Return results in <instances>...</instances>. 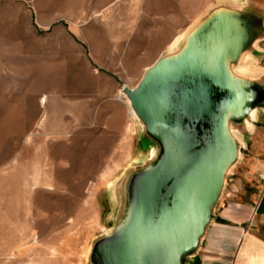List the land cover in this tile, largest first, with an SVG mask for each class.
Listing matches in <instances>:
<instances>
[{
  "label": "rangeland",
  "instance_id": "rangeland-1",
  "mask_svg": "<svg viewBox=\"0 0 264 264\" xmlns=\"http://www.w3.org/2000/svg\"><path fill=\"white\" fill-rule=\"evenodd\" d=\"M215 1L0 0V264H90L116 228L119 181L159 151L122 89L178 52ZM239 67L253 76L257 60ZM260 105L230 124L241 148L228 180L246 182L261 155Z\"/></svg>",
  "mask_w": 264,
  "mask_h": 264
},
{
  "label": "water",
  "instance_id": "water-1",
  "mask_svg": "<svg viewBox=\"0 0 264 264\" xmlns=\"http://www.w3.org/2000/svg\"><path fill=\"white\" fill-rule=\"evenodd\" d=\"M263 25L257 7L219 3L178 52L122 89L159 151L124 179L116 228L90 264H187L195 253L240 156L230 124L244 127L264 102V82L236 68Z\"/></svg>",
  "mask_w": 264,
  "mask_h": 264
},
{
  "label": "crops",
  "instance_id": "crops-1",
  "mask_svg": "<svg viewBox=\"0 0 264 264\" xmlns=\"http://www.w3.org/2000/svg\"><path fill=\"white\" fill-rule=\"evenodd\" d=\"M215 2L253 5L257 7V19L264 22V0ZM246 55L257 60L255 75L264 82V25ZM261 150L257 159H251L246 182L226 179L213 219L187 264H264V146Z\"/></svg>",
  "mask_w": 264,
  "mask_h": 264
},
{
  "label": "bare ground",
  "instance_id": "bare-ground-1",
  "mask_svg": "<svg viewBox=\"0 0 264 264\" xmlns=\"http://www.w3.org/2000/svg\"><path fill=\"white\" fill-rule=\"evenodd\" d=\"M238 70L240 72V67H239ZM241 73H244V72H241ZM131 114L135 115V113L132 110H131ZM249 115L251 117H253L254 116V111H251L249 113ZM123 186H124V179H121L119 181V184H118L116 190H115V195H117V198H118L117 206H116L115 209H113V217L115 216V219L120 216V211L122 209V205H123V202H124V189H123Z\"/></svg>",
  "mask_w": 264,
  "mask_h": 264
}]
</instances>
